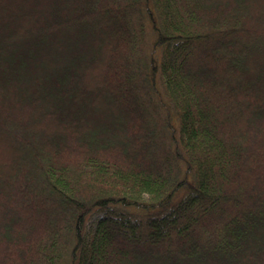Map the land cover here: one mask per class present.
<instances>
[{
  "label": "trees",
  "instance_id": "16d2710c",
  "mask_svg": "<svg viewBox=\"0 0 264 264\" xmlns=\"http://www.w3.org/2000/svg\"><path fill=\"white\" fill-rule=\"evenodd\" d=\"M0 264H264V0H0Z\"/></svg>",
  "mask_w": 264,
  "mask_h": 264
}]
</instances>
